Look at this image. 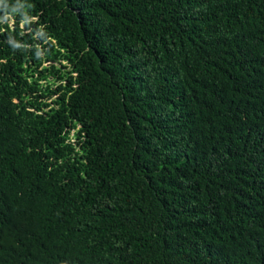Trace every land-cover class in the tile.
<instances>
[{"label": "trees", "instance_id": "trees-1", "mask_svg": "<svg viewBox=\"0 0 264 264\" xmlns=\"http://www.w3.org/2000/svg\"><path fill=\"white\" fill-rule=\"evenodd\" d=\"M0 264H264V0H0Z\"/></svg>", "mask_w": 264, "mask_h": 264}, {"label": "clouds", "instance_id": "clouds-1", "mask_svg": "<svg viewBox=\"0 0 264 264\" xmlns=\"http://www.w3.org/2000/svg\"><path fill=\"white\" fill-rule=\"evenodd\" d=\"M261 164H262V163L260 162L259 159L257 160V158L251 160V161L249 162V165H248V166L251 168V173L254 172V171H260L261 166H263V165H261Z\"/></svg>", "mask_w": 264, "mask_h": 264}, {"label": "rangeland", "instance_id": "rangeland-1", "mask_svg": "<svg viewBox=\"0 0 264 264\" xmlns=\"http://www.w3.org/2000/svg\"><path fill=\"white\" fill-rule=\"evenodd\" d=\"M21 25H23V24L21 23ZM70 132H71V130H70Z\"/></svg>", "mask_w": 264, "mask_h": 264}]
</instances>
